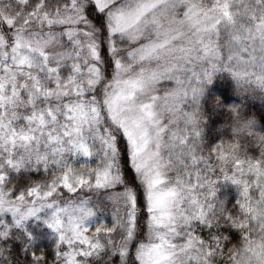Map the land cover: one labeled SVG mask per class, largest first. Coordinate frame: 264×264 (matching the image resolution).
Instances as JSON below:
<instances>
[{
	"label": "snow or ice",
	"instance_id": "6c2138e0",
	"mask_svg": "<svg viewBox=\"0 0 264 264\" xmlns=\"http://www.w3.org/2000/svg\"><path fill=\"white\" fill-rule=\"evenodd\" d=\"M0 264H264V0H0Z\"/></svg>",
	"mask_w": 264,
	"mask_h": 264
}]
</instances>
